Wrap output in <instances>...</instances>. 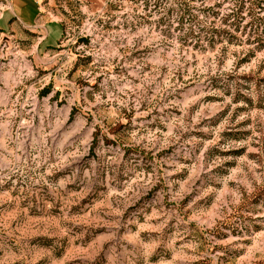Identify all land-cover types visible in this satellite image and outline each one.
Returning a JSON list of instances; mask_svg holds the SVG:
<instances>
[{
    "label": "rangeland",
    "instance_id": "rangeland-1",
    "mask_svg": "<svg viewBox=\"0 0 264 264\" xmlns=\"http://www.w3.org/2000/svg\"><path fill=\"white\" fill-rule=\"evenodd\" d=\"M233 4L0 0V264H264V47Z\"/></svg>",
    "mask_w": 264,
    "mask_h": 264
},
{
    "label": "trees",
    "instance_id": "trees-1",
    "mask_svg": "<svg viewBox=\"0 0 264 264\" xmlns=\"http://www.w3.org/2000/svg\"><path fill=\"white\" fill-rule=\"evenodd\" d=\"M233 10L223 19V23L227 27L240 30L244 21L249 17V21L245 24L244 29H250V38L261 48L264 47V0H232ZM246 13V15H244ZM184 19H182L183 21ZM214 28H212L213 30ZM212 31L210 36L212 40L216 37ZM217 33V32H215ZM220 36V35H218Z\"/></svg>",
    "mask_w": 264,
    "mask_h": 264
},
{
    "label": "crops",
    "instance_id": "crops-1",
    "mask_svg": "<svg viewBox=\"0 0 264 264\" xmlns=\"http://www.w3.org/2000/svg\"><path fill=\"white\" fill-rule=\"evenodd\" d=\"M10 9H12V5H11ZM37 9H38L37 11L39 12V15H38L37 20L33 24L25 25V24H23V23L20 22L25 28L33 29L35 31H38V30L42 29L41 19H40L41 18L40 9H39V7ZM45 32H46V34H45V40H47L48 39L47 36H48V33H49L47 27H45Z\"/></svg>",
    "mask_w": 264,
    "mask_h": 264
}]
</instances>
